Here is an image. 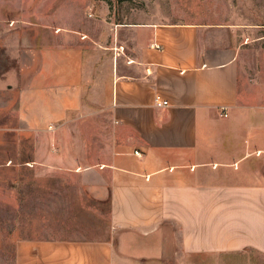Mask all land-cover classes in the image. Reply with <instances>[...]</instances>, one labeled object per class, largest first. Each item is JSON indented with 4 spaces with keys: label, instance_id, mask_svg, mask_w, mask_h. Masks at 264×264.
Masks as SVG:
<instances>
[{
    "label": "crops",
    "instance_id": "1",
    "mask_svg": "<svg viewBox=\"0 0 264 264\" xmlns=\"http://www.w3.org/2000/svg\"><path fill=\"white\" fill-rule=\"evenodd\" d=\"M22 39L0 135L52 126L50 170L109 208L104 226L17 239L13 264H264V31L91 20Z\"/></svg>",
    "mask_w": 264,
    "mask_h": 264
},
{
    "label": "rangeland",
    "instance_id": "2",
    "mask_svg": "<svg viewBox=\"0 0 264 264\" xmlns=\"http://www.w3.org/2000/svg\"><path fill=\"white\" fill-rule=\"evenodd\" d=\"M88 20L225 24L236 27L244 38L245 33L264 31V0H0V71L2 66L16 69L17 41L25 34L28 38L51 24L88 25ZM16 110L11 92L10 114ZM51 130L52 126L38 139L28 133L24 139L13 131L0 135V264H13L19 238L106 224L108 205L87 196L77 173L50 170L49 154L56 152L48 136ZM82 143L73 142L75 158ZM58 148L60 153L67 151L65 143Z\"/></svg>",
    "mask_w": 264,
    "mask_h": 264
},
{
    "label": "built area",
    "instance_id": "3",
    "mask_svg": "<svg viewBox=\"0 0 264 264\" xmlns=\"http://www.w3.org/2000/svg\"><path fill=\"white\" fill-rule=\"evenodd\" d=\"M155 103H156V105L158 106V107H167V106H169V101L168 100H166V99H164L163 97H162V95H157L156 96V99H155ZM224 115L225 116H228V112H227V108L226 107H224ZM136 153L138 154V155H140V152L139 151H136Z\"/></svg>",
    "mask_w": 264,
    "mask_h": 264
}]
</instances>
